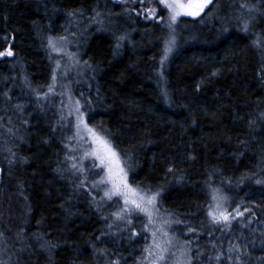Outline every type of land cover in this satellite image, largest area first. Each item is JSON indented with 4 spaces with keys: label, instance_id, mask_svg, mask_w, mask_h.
<instances>
[{
    "label": "trees",
    "instance_id": "trees-1",
    "mask_svg": "<svg viewBox=\"0 0 264 264\" xmlns=\"http://www.w3.org/2000/svg\"><path fill=\"white\" fill-rule=\"evenodd\" d=\"M150 6L157 16L145 19ZM167 15L158 0H0V52L14 53L0 57V264H146V220H117L92 173L71 167L70 93L129 185L160 191L186 260L228 264L237 245L244 264H264V0L181 16L161 63ZM213 189L243 216L213 224Z\"/></svg>",
    "mask_w": 264,
    "mask_h": 264
},
{
    "label": "snow or ice",
    "instance_id": "snow-or-ice-1",
    "mask_svg": "<svg viewBox=\"0 0 264 264\" xmlns=\"http://www.w3.org/2000/svg\"><path fill=\"white\" fill-rule=\"evenodd\" d=\"M140 3L143 5L145 3V0H140ZM148 3L151 4L152 0H148ZM213 3V0H187V2H184V0H158V6H162L164 9H167L168 15L167 17H161V22H163L164 27L168 29V38L165 39L164 41V56L162 58L161 63L165 59H167L168 54L172 52L175 43H176V26L178 23V19L181 16H187V17H199L201 16V13L205 11L206 8L209 7L210 4ZM241 9L247 8L249 12L254 10L253 7H249L248 4L246 3H241L240 5ZM74 13H69V15H73ZM144 18L145 19H152L157 16V6H150L147 7L143 10ZM99 15V13H97ZM250 19H254V17H250ZM245 32L249 30V23L248 21H244V29ZM60 40H64L66 38L60 37ZM124 37H119L118 38V43L117 47H119V40H123ZM260 37H257V40L254 41L253 43L258 45L260 41ZM48 45L51 47L54 51L60 50L57 46L56 41H54L51 37L48 40ZM14 53L11 51V49H6L3 52H0V57L3 56H8L12 57ZM212 75H216L214 72ZM53 80H55V75L53 76ZM52 86L49 85V90H51ZM17 107H20L19 105ZM77 129L79 132V128L81 125L87 130L91 136L93 137V142L98 141V137L96 134L93 132L92 129L88 128L86 124H84V119H83V113L80 112L79 110V102H77ZM261 116L264 117V113H261ZM250 125L254 124L255 121H249ZM104 143V154L101 155L98 151L93 150L92 152H85L84 155L85 157L91 155L96 158V160L99 161V165H95L98 167H103L106 170V175L102 177L99 181H95L93 183V187L97 186L98 184H103L106 181L111 184V188L106 190L104 192V196L108 200H112L113 197H122L123 202H124V207L120 208L117 212L113 213L115 218L117 220H126L128 224H131V220L128 219V217L132 216L133 213H143L148 217V224H153L154 223V214L159 212V209L157 208V198L160 195V191L157 190L156 192H152L150 195L148 194L151 192L150 189L143 190L144 194L138 193L135 189H133L129 183H128V175L127 172H125L123 167H120V161L118 159L116 151L113 150L111 145L107 144L106 142ZM189 159H195V157H189ZM73 169L77 168V165L73 163L71 165ZM117 168L118 169V179L114 178V172L113 169ZM168 172H172L173 168L169 167L167 169ZM255 175V174H254ZM257 185L264 184V180L262 179H257L255 181ZM79 186H83V181H81V184ZM132 194L131 197L129 194ZM212 200L214 202L213 205L209 207L208 210V217L211 219V222L213 224H225L228 225L231 220L235 219L236 217L243 216V213L240 212L239 210H235V216H233L227 208L224 206L227 201L228 197L223 195L220 189H213L212 190ZM245 211H249V209H245ZM179 223V221H176ZM250 222V221H249ZM164 224H168L169 221L165 220L163 221ZM148 225H145V228H147ZM111 227V225H109ZM23 229H21V232ZM189 231H194L193 229H189ZM0 235H3L0 233ZM135 235V233H133ZM152 235L155 237L156 233L153 232ZM163 235L167 236V233L164 232ZM19 236V233H18ZM37 240L43 239L40 236L36 237ZM99 239V237H97ZM169 243L171 242L170 240L168 241ZM264 243V242H262ZM45 244L47 245L48 248H54L56 245L52 244L51 242L45 241ZM45 244H42L41 247H44ZM155 248H160L161 245L158 243H154L153 245ZM215 247V245H214ZM23 249H21L22 251ZM145 251H149V249H145ZM163 251H166V249H163L161 251L160 256L157 257V259H163ZM229 256L227 257L228 259V264H244V261L242 260V257L244 255H247L246 252H242L240 246L237 245H230L228 248ZM235 253L233 256L232 254ZM151 255V252L149 253ZM182 255H186L182 251ZM211 259V257H210ZM215 259L219 261L221 259L220 255L218 254ZM111 264H119V261H112ZM177 264H180L178 261ZM183 264H191V260L188 259L183 262Z\"/></svg>",
    "mask_w": 264,
    "mask_h": 264
},
{
    "label": "rangeland",
    "instance_id": "rangeland-1",
    "mask_svg": "<svg viewBox=\"0 0 264 264\" xmlns=\"http://www.w3.org/2000/svg\"><path fill=\"white\" fill-rule=\"evenodd\" d=\"M125 1H128V0H125ZM184 2H187V0H184ZM183 17H187V16H183ZM188 18H193V17H188ZM107 19L108 18H106V20ZM64 51L66 50L63 49V52ZM76 108H77V101L73 98V96L70 93L64 99L63 109L66 115V118L68 119L70 128L72 130V139H71V145H70V152L72 156L71 160L73 163L77 165L78 170L82 171L85 168L92 173L93 182L91 186H93V183L95 181H99L102 177L106 175V170L103 167L95 166V165H99V161L96 160L94 156L89 155L85 157L84 153L92 152L93 150H96L101 155H103L104 154V143L103 142H106L107 144L109 143L103 137H101L95 131H93L96 134V136L99 138L98 141L94 143L93 137L87 130H85L83 125L80 126L79 132H78V129H77L78 120H77ZM79 110L80 112H82L80 105H79ZM83 119H84V124L87 125L84 115H83ZM87 127L90 128L88 125ZM118 159L120 161L119 157ZM120 167H123L126 172V169L121 161H120ZM113 172H114V178L118 179V169L114 167ZM110 188H111V184L108 183L107 181L103 184H98L97 186H95V189L99 192V197L105 202L112 204L116 208V211H118L120 208H123L125 206L123 202V198L113 197L112 200H108L104 196V192ZM137 192L140 194H144V192H139V191ZM129 195L131 197L132 194L130 193ZM133 214L144 218L148 224V217L145 214L138 213V212L133 213ZM153 219H154V223L148 224V227H147L148 232H149L148 234L150 236V242L147 248L149 249V251H146V255H145L146 264H177L178 261L180 262V264H183V262L186 261V257L185 255H182L183 249L181 245L176 243L174 237L167 231L168 224L163 223V221L167 219L161 214H159V212L154 214ZM153 232L156 233L155 237L152 235ZM164 232L167 233V236L163 235ZM169 240L171 241L170 243L168 242ZM154 243L160 244L161 247L155 248L153 246ZM163 249H166V251H163V259H157V257L160 256L161 251ZM150 252H151V255L149 254Z\"/></svg>",
    "mask_w": 264,
    "mask_h": 264
}]
</instances>
